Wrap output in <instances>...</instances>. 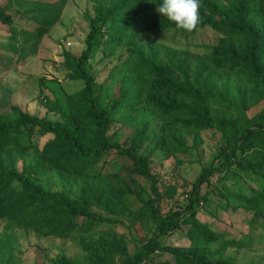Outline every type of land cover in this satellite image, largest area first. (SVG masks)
I'll list each match as a JSON object with an SVG mask.
<instances>
[{
    "label": "trees",
    "instance_id": "16d2710c",
    "mask_svg": "<svg viewBox=\"0 0 264 264\" xmlns=\"http://www.w3.org/2000/svg\"><path fill=\"white\" fill-rule=\"evenodd\" d=\"M67 1L0 0V24L7 28L0 44V69L9 71L36 55ZM158 2L95 4L93 16L87 18L83 49L61 55L66 80L82 86L65 97L63 106L43 101L57 120L32 115L16 105L9 106L8 118L0 116L2 264L16 261L13 232L17 229L38 238L72 239L83 253L81 261L60 255L46 264H240L226 251L251 247V236L234 240L215 231L198 218V209L206 200L201 186L220 183L226 209L250 213L253 225L264 223V0H230L227 7L216 0H200L201 22L192 32L177 28L166 17L140 26L138 16ZM133 29L142 35L171 31L189 37L210 29L219 39L202 54L145 49L132 40ZM120 45L126 47L128 57L121 70L116 67L118 87L112 94L97 85L90 60L98 51L109 57ZM260 102L261 110L248 117L247 111ZM155 118L161 121L160 134L150 137L149 125ZM114 123L133 130L123 143L109 135ZM206 130L221 136L214 157L217 165L201 170L179 210L160 214L159 204L172 198L175 189L169 186L159 192L150 158L139 150L147 143L150 153L190 155ZM32 134L51 138L38 150ZM30 150L37 153L35 166L19 171L14 155ZM110 155L113 159L108 161ZM114 157L127 163L111 171ZM47 170L63 176L59 190L41 182ZM235 176L253 186L242 193L229 192L226 181ZM137 179L148 182L150 196L145 200L137 191ZM132 200L140 202L135 210L130 208ZM120 217L151 229L148 240L135 242L133 253L127 252L123 239L113 236L83 239L101 224H119ZM175 235L179 238L171 239Z\"/></svg>",
    "mask_w": 264,
    "mask_h": 264
},
{
    "label": "rangeland",
    "instance_id": "374dc122",
    "mask_svg": "<svg viewBox=\"0 0 264 264\" xmlns=\"http://www.w3.org/2000/svg\"><path fill=\"white\" fill-rule=\"evenodd\" d=\"M54 1V0H50ZM100 0H68L63 8L59 21L50 29L48 34L39 44L35 56L28 57L18 63L9 71L0 69V116L8 118L10 116V105L19 106L23 111L39 117H46L51 121L58 117L50 113L44 107V99L56 101L62 106L67 95H70L82 86L81 82L66 80L65 70L62 67V52L68 51L72 54L83 49V40L88 32L87 18L93 16V8ZM152 3L145 14H140L137 23L141 26L164 17L157 12V7L162 4ZM222 7H227L230 0H216ZM167 18V17H166ZM7 28L0 24V44L5 42ZM131 38L144 45L145 49L157 48L188 50L191 53L202 54L207 47L215 46L219 36L210 29H205L196 36H181L171 31L155 33L152 35H142L133 29ZM208 49V48H207ZM128 57L125 46L116 47L111 56L102 57V52L98 51L90 60V68L96 77V83L102 87L104 92H116L118 87L114 80L120 65H124ZM121 75V73H120ZM263 106L260 102L247 111V116L252 117L258 113ZM161 121L155 118L149 125V136L159 135ZM133 130L128 126H121L114 123L109 131L113 140L123 143L124 139L132 134ZM201 144L192 151L190 155H173L169 151H156L150 153L149 144H144L139 150V154L150 158L151 173L159 181V192L163 194L165 188L172 187L175 193L172 198L164 199L158 206L160 214H166L180 204L183 195L190 192L192 184L195 182L201 170L209 166L217 165L214 160L221 145V136L215 130H206L200 133ZM50 136H37L32 134L30 139L35 147L40 150L50 139ZM190 145V142L188 143ZM17 159V169L22 170L24 166H35L37 153L34 150L23 154H15ZM109 156L108 161L113 159ZM108 169L116 171L126 164L124 159L110 161ZM63 176L53 170H47L41 176V182L50 187L51 190H59V183ZM215 177L211 178L214 182ZM229 192H244L250 186L249 181L240 177H232L226 181ZM137 191L140 198L147 199L149 195L148 182L137 179ZM221 184L210 183L209 186L202 185L201 193L206 197L203 205L198 209V218L211 225L212 229L218 232H226L231 239L242 240L251 236V247L246 249H228L226 256L231 257L240 264H264V223H251L252 215L243 210H232L224 207L225 200L220 196ZM136 199V198H133ZM140 206L139 200H132L131 210ZM94 212H101L92 209ZM120 223L114 225L101 224L95 231L84 235L85 241H94L98 236H113L123 239L129 254L134 252L135 242H144L151 237V229L148 225H140L133 222L131 218H121ZM4 223L0 222V232ZM14 254L16 261L14 264H46L50 259L60 255H65L72 260L81 261L82 252L72 239H59L55 237L38 238L34 234L24 230H14L13 232ZM78 238V236H77ZM175 235L171 239H178ZM0 264L2 259L0 257Z\"/></svg>",
    "mask_w": 264,
    "mask_h": 264
},
{
    "label": "clouds",
    "instance_id": "9594fccd",
    "mask_svg": "<svg viewBox=\"0 0 264 264\" xmlns=\"http://www.w3.org/2000/svg\"><path fill=\"white\" fill-rule=\"evenodd\" d=\"M200 6V0H163L157 12L174 22L177 28L192 32L201 22Z\"/></svg>",
    "mask_w": 264,
    "mask_h": 264
},
{
    "label": "built area",
    "instance_id": "2783aa9c",
    "mask_svg": "<svg viewBox=\"0 0 264 264\" xmlns=\"http://www.w3.org/2000/svg\"><path fill=\"white\" fill-rule=\"evenodd\" d=\"M187 197H188V196L185 195V196H184V199H186ZM184 202H185V200H182V202H181L180 204L176 205L175 209L179 210L180 207H182V206L184 205ZM202 204H203V203L200 202V203H199V206H202Z\"/></svg>",
    "mask_w": 264,
    "mask_h": 264
}]
</instances>
